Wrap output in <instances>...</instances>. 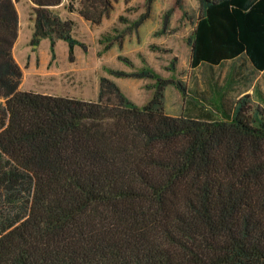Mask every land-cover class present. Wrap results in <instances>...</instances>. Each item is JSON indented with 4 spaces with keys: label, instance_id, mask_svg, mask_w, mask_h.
Listing matches in <instances>:
<instances>
[{
    "label": "trees",
    "instance_id": "16d2710c",
    "mask_svg": "<svg viewBox=\"0 0 264 264\" xmlns=\"http://www.w3.org/2000/svg\"><path fill=\"white\" fill-rule=\"evenodd\" d=\"M30 1L31 42L63 39L73 61L85 44L62 0ZM112 1L65 8L99 24ZM198 1L191 67L264 70V0ZM17 36L15 0H0V264H264V95L207 110L187 89L170 115L160 79L143 105L108 76L96 100L20 90Z\"/></svg>",
    "mask_w": 264,
    "mask_h": 264
},
{
    "label": "rangeland",
    "instance_id": "374dc122",
    "mask_svg": "<svg viewBox=\"0 0 264 264\" xmlns=\"http://www.w3.org/2000/svg\"><path fill=\"white\" fill-rule=\"evenodd\" d=\"M15 2L19 6V37L12 50L25 73L23 88H50L58 95L96 100L99 78L109 76L118 81L136 104L143 105L151 98L155 83L160 79L165 112L180 115L185 112L184 99L190 83L193 82L194 86V81L197 84L199 78H203V68L194 69L190 65V46L187 43L200 12L198 0H154L150 8H147L146 0H113L109 14L99 24L83 20L62 7L59 9L62 18L66 14L74 22L71 35L85 44V49L75 44L73 61L69 59L68 44L63 39H56L53 46L49 37H42L35 44L31 42L33 20L29 0ZM70 2L73 9L81 6V0ZM142 14L145 17L139 21ZM52 60L60 76L47 78L46 75L52 74H33L35 69H50ZM229 67L231 70L235 68L233 63L225 62L214 70L225 79ZM110 69L147 75L115 76L109 73ZM178 82L183 83V91ZM244 87L241 85L236 89L242 91ZM255 88L264 95V73L259 75ZM248 90L247 93L253 92L255 107L259 99L254 88Z\"/></svg>",
    "mask_w": 264,
    "mask_h": 264
},
{
    "label": "crops",
    "instance_id": "0c3cea01",
    "mask_svg": "<svg viewBox=\"0 0 264 264\" xmlns=\"http://www.w3.org/2000/svg\"><path fill=\"white\" fill-rule=\"evenodd\" d=\"M68 2H69V0H62V2L57 6L58 10L62 7L65 8L66 5L68 4ZM29 4H30V7L32 9L33 4L30 0H29ZM15 6H16V9L18 12V18H19V6H18L17 2H15ZM70 13L75 14V15H77L83 19V17L80 16L76 10L70 11ZM68 17L69 16H66V14L64 15V18H68ZM18 29H19V25H18ZM17 37H19V31H18ZM190 60H191V56H190ZM225 62L233 63V67H235V68L231 70V68L229 67V69L227 70V75L225 76V79H224V77L222 78V76H219L218 73L216 74L214 68H217L218 66H220L221 64H223ZM225 62H222V63L217 64V65H210V64H206V63H201L196 67H192L194 69L195 68H203L202 69L203 70V78L202 79L199 78V82H197V84H196V81H194V86H192L193 82H191L189 85L190 87L188 88L189 91L197 89L198 92L201 93V97H200L199 101H200V104H205L203 109H207V110L213 109L214 110L218 107L224 108L223 104H226V103L230 104L232 102V100L238 99L243 94H250L251 99H253L252 98L253 92L250 91L251 93H247L249 91L248 89L254 88V90H255L256 80L258 79V77L261 73H264V70L258 71L254 75V78L250 79V77L248 78L249 75L246 73V71L249 69L248 61L241 60V61H237L234 63L233 61L228 60ZM18 64L20 65V63H18ZM50 66H51L50 69H46L45 67L42 70L41 69H35L33 74L36 72H40V73H44V74H47V73L52 74V75H46L45 77H47V78H49L50 76H57V77L60 76L59 70H57V67H55L53 65V60H52V65H50ZM20 67L22 68L21 65H20ZM68 69H72V68H68ZM22 72H23V78H25L24 77L25 73L23 71V68H22ZM111 78H113V77H111ZM113 79L116 80L115 78H113ZM222 79H223V81H222ZM224 80H225V82H224ZM23 85H24V82L21 81V84L19 86L20 90H33V89H29V88L28 89L23 88ZM218 85L219 86L221 85L223 87L221 92H218L216 90V87ZM241 85L245 86L242 91H240L239 89H236V87H239ZM33 91L41 92L44 94L58 95L56 93H53L50 88H45V90H33ZM255 92H256V90H255ZM261 94H262V92L259 89H257V92L255 93V95L258 97L259 101H261L260 99L263 100V98H260ZM256 103H259V102H256Z\"/></svg>",
    "mask_w": 264,
    "mask_h": 264
}]
</instances>
